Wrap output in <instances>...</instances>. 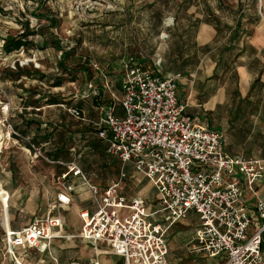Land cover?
<instances>
[{"label": "rangeland", "instance_id": "obj_1", "mask_svg": "<svg viewBox=\"0 0 264 264\" xmlns=\"http://www.w3.org/2000/svg\"><path fill=\"white\" fill-rule=\"evenodd\" d=\"M205 9L218 11L216 14L218 18H207L213 21L219 19L224 26V33L218 36V41L211 44V48H214L217 42H230L228 27H235L239 16L242 18L241 43H246L256 36L264 37V1L261 3L258 0H0V48L5 37L21 35L27 26L31 30L43 33L29 37V40L37 45L33 51L37 57L35 62H25L29 57L26 49L6 57L0 51V129L6 135L7 127L1 121L5 119L3 107L9 99L11 102L9 121L12 125H17L24 133L26 119L35 118L37 122L32 124L31 129L37 134L38 141L44 142L41 137L51 136L50 144L43 147L46 157L63 162L74 161L93 185L100 188L108 186L113 180L119 179L121 165L108 159L105 153V142L98 137L93 124L89 121L100 116V112L97 114L94 112L93 106L100 108V106L109 105L112 95L107 91L105 101L101 103L96 100V97H92L93 88L90 85L100 88L103 87L106 79L111 80L114 84L112 90L119 97L123 79L121 59L134 55L144 59L146 66L153 67L160 56L164 59L167 52L176 51L178 35L190 25L193 38L191 41L196 42L201 26L200 21L205 18L201 16L202 11H206ZM50 19L54 20L53 26H49ZM196 20H199L198 26L193 25L194 22L197 23ZM44 35L51 39L54 45L59 42L64 51L71 53L68 59L72 69L70 72L64 73L58 66L63 57L62 51L50 44L44 49L39 48ZM242 49L243 47L238 49L232 46L227 54H232L233 59L237 54H245ZM86 59L90 63L98 62L103 70L102 73L94 66L91 78L80 72L79 66ZM245 59L247 61V58ZM239 64L240 61H236L234 66ZM211 66L212 62L208 60L207 65L184 71L179 80V94L181 93V100L188 104L187 111L190 114L199 115L205 124H210L213 129L223 133L225 145L229 149L233 131L232 115L228 108L230 100L228 103L219 105L218 108L212 105L214 98L207 104H201V101L220 87H224L227 94L231 93L237 88L240 78H229V75H222L221 71L217 78H211L213 75ZM258 70L262 71V65L258 66ZM37 71L47 75L49 82L41 83L40 80L33 78ZM20 73L25 75L17 78ZM60 78L64 79L62 86H52ZM261 83L260 81L257 86L259 92L263 88ZM35 89L46 91L49 98L57 99V102L64 104L65 107L70 105L80 107L84 111L85 120L71 117L64 107L58 106L59 104L48 107L43 111V115L33 110L32 115L29 116V111L24 108L25 99L22 96L25 91ZM262 122V120L259 121L260 124ZM42 124L46 125L42 126ZM2 146L3 143H1L0 151ZM22 146L20 140L11 143L6 140L5 147L0 153V179L5 178L6 169L14 165L15 174L21 175L18 180L26 186L30 181L25 171L32 168V170H38L42 176L40 186H46L48 189L51 186L58 192V187L62 188V185L58 183L57 176L67 168L49 163L43 158L34 164L32 160L25 157ZM246 150L240 149L238 152L246 155ZM71 180L75 181L73 178ZM66 183L72 182L66 181ZM123 185V192L128 198H142L150 210L159 208L156 189L141 175L134 171L128 172ZM24 192L23 190L22 193ZM7 194V191L1 187L0 201H3L4 205L8 201ZM54 203L55 200H48L45 205L46 211L53 209L56 215L60 214L65 219L64 230L68 231V234L78 235L80 233L78 229L80 222L77 219L79 210L92 205V199L81 204L75 197L71 205L56 208ZM4 205L0 203V222ZM12 209L10 208V211ZM43 212L39 210L36 215H44ZM18 213L21 215H16L15 219L12 218L13 227L24 225L26 220L32 217L20 211ZM156 217L159 216L156 215ZM195 225L196 220L192 217L174 224L167 231L168 264H222L219 257L206 258L188 251L187 244L192 239ZM74 241L77 245L75 249L62 250L52 245L45 251L31 250L24 262L55 264L54 259L57 257L64 261L67 258L64 256L82 258L80 251L88 248L93 258L100 257L99 261L102 264L119 263L117 256H101L106 249H97L90 244L87 247L85 241L79 238H73L70 242L64 241L61 245L68 246Z\"/></svg>", "mask_w": 264, "mask_h": 264}, {"label": "built area", "instance_id": "obj_2", "mask_svg": "<svg viewBox=\"0 0 264 264\" xmlns=\"http://www.w3.org/2000/svg\"><path fill=\"white\" fill-rule=\"evenodd\" d=\"M22 51L25 49L16 52ZM28 56L25 62L36 61L35 53ZM161 63L158 58L151 69L134 56L121 60L123 79L118 102L122 114L116 105H105L94 122L107 154L121 165L119 179L103 188L93 185L76 162L50 160L41 145L20 134L9 121L11 102L6 96L5 119L1 122L7 127L8 142H25L31 160L44 158L67 168L58 177L62 189L54 208L71 204L76 186L66 181L73 174L87 186L93 209L80 211L82 227L78 235L64 233L65 219L53 209L33 218L19 231L6 228V254L0 249V264H18V247L45 251L56 238H79L94 246L103 242L122 258V264H168L167 231L192 217L196 225L187 244L191 254L219 257L222 264H264V199L259 191L264 180V158L226 152L220 130L186 113L179 95L181 74H164ZM93 66L100 69L98 63ZM59 105L71 117L85 120L84 111L77 106ZM129 166L156 189L159 208L150 210L142 198L130 199L124 194ZM54 262L80 264L76 260ZM89 264L100 263L93 258Z\"/></svg>", "mask_w": 264, "mask_h": 264}, {"label": "crops", "instance_id": "obj_3", "mask_svg": "<svg viewBox=\"0 0 264 264\" xmlns=\"http://www.w3.org/2000/svg\"><path fill=\"white\" fill-rule=\"evenodd\" d=\"M217 13L218 11L216 10L215 11L214 10L202 11L201 16H204L205 18L202 21H200L201 26L199 28V31L195 39L197 42L195 43L197 44V47H198L197 54L194 56L195 62L192 65L186 66L184 68V71H186L187 69L191 70L193 69V67L198 68L199 66H204V64L207 65L208 60H209V62H212L211 70H212L213 75L211 78H217L218 77L217 75H219L220 71L222 75H229V78L230 77L240 78V82L238 80L237 82L238 86L234 91L227 94L226 89L224 87H220L218 88V90H216V92L210 95L208 94L201 101V104H207L211 101L212 98H214V100L212 101V105L218 108L219 105H223L224 102L228 103L230 100L228 104L229 105L228 108L230 111L229 112L230 115H232L231 123H232L233 131L231 133V147L229 148L230 150L225 145L224 147L225 151L231 155H242L244 157L264 158V37L256 36L253 39L248 40V42L246 43L245 42L241 43L240 37L238 39H234V31L238 25L239 19L241 18L239 16L237 25L232 28L228 27V30H230L229 34L231 36L229 37L230 42L229 43L227 41L223 43L217 42L215 47L211 48V44L218 41V36L224 33V26L221 25L219 19L218 21L214 20L215 22L213 20L208 19L210 17L218 18L216 15ZM241 25H242V18H241ZM186 37L187 35L185 34L184 38ZM191 39H193L192 35H191ZM232 46L238 49L243 47L242 51H245V54L243 53L237 54L235 58L232 59V54H229V55L227 54L228 53L227 51ZM213 49H216V50L214 51ZM172 53H173V57H176L179 59L178 52L176 51H172V52L169 51L166 54L168 56ZM166 54L164 55V59L166 57ZM174 54L176 56H174ZM193 54H194V50H190V51L186 50L183 53V58H188ZM161 57L162 56H160V58ZM245 58H247V61ZM161 59H162V62L166 60V59L164 60L163 57ZM236 61H240V64L234 66V64H236ZM259 65H262V71L258 70ZM161 66H162V63H161ZM162 72H163V68H162ZM260 81L262 82L261 85L263 87L261 92L257 90V86L258 84H260ZM113 87H114V84L111 82V80L106 79L105 82L103 83V87H100V88H103V92L105 96H106L107 91L111 93L112 98L110 100V104L116 105L117 112L119 114H122V109L119 106V102H118V99L121 97V92H120V96L117 97L115 92L112 90ZM92 88L93 89L91 90V95L94 98L97 96L100 88H97L96 86ZM120 91H121V86H120ZM179 95H180V100H181V93ZM22 97L23 99H25V105H28L33 100L34 101L37 100L39 103L38 107H33L30 104L28 107H24L26 111H29V114H28L29 116L32 115L31 112L33 110H35L36 112H41L40 114L43 115L44 114L43 111H45L48 107L51 106L45 103V101L47 100L49 96L44 90L42 94L41 92H38L37 94H33V95L31 91L27 90L25 91V93H23ZM181 102L186 106V113L190 117L200 122L201 124H204L212 128L210 124H205L201 120V117L199 115L190 114L187 111L188 104L184 103L182 100ZM93 110L96 114L97 112H100V115H101V111L99 107L93 106ZM260 120L263 121L262 124L259 123ZM44 125L46 124H42V126ZM260 125L263 127L260 128L259 127ZM71 137H72V134H71ZM6 140H7L6 135L3 133V130L0 129V147H1V143H3L0 153L5 147ZM41 140H44V142L39 143V145H41L42 148L50 144V139H46V137H41ZM22 145H23L22 150L24 151L23 154L25 155V157L29 158L28 160L31 161L29 150H28V145L23 141H22ZM240 149L242 150L247 149L246 150L247 154L245 155L244 153L238 152ZM254 152H257V154H252ZM39 159L40 158L32 160V163L37 164L38 162H40ZM47 162L52 163L50 161H47ZM13 166L14 165H12V167L7 168L6 177L0 179V188L2 187V189L7 191L8 193L7 194L8 201L6 202V204L4 205L3 201H0L1 205H4L3 206L4 210L2 213L3 216L1 217V222H0V229L2 231L0 233L1 254H6V248H7V235H6L5 229L7 228L8 230H10L11 228L14 231H19L22 228H24L26 225H28L32 221L33 218L38 217V216L40 217L45 216L48 213L45 209L46 202L48 200L56 201L57 194L62 189L61 187H58V192H56L55 189H53L51 186L49 189L46 186H40L39 182H42V178H41L42 176L40 175V172H38V170L36 169L32 170V168H28L25 171V174L28 176V179L30 181L27 183L28 185L25 186L23 183H21L18 180L21 178V175L15 174L14 172L15 168ZM130 171L131 172L134 171L131 166L128 167V172ZM134 173L138 174L135 171ZM61 174H59L57 178ZM72 178L75 179V181L71 180ZM69 179L70 180H67V181L75 183L74 185L76 186V190L72 193V202H74L75 197L78 198L81 204H85L86 202H88V199L91 200L90 192L87 186L81 182L80 177H74L71 174ZM77 179L80 181H78ZM57 181L61 185V181L59 180ZM123 189H124V185H123ZM23 190L25 191L24 193H22ZM259 191H260L261 196L264 199V180L259 187ZM10 208H13L15 210L12 209L10 211ZM86 208L90 210L93 209V204L88 207L81 208L80 210L78 209L79 217L77 219L80 222L79 228H78L80 229V231L82 227L80 211ZM39 210L44 211L43 212L44 215H36L37 211ZM18 211H20L21 213H24V215L28 214L29 216H32V217L26 220V223L24 225H16V227H13L12 226L13 219L16 218V215L18 216L21 215L20 213H18ZM67 232L68 231L64 230V233H67ZM64 241L70 242V240H67L64 238H56L52 241L50 248L52 245L57 248L59 247L62 250H65V248L75 249L77 247L76 241L72 242L71 245L62 246L61 244H63ZM84 243H86L87 247L89 244L91 246H94L92 243H89L86 241ZM94 247H96L97 249H106V250H103V254H101V256L102 255L117 256L111 253L109 247L103 242H99ZM31 250L37 251V249L35 248L18 247L16 249V254L18 256V263L26 264L24 260L26 261V258H28L29 256V251ZM80 253L83 255L82 258L74 257V256H64V257H67L65 261L62 259H59L58 257H57L58 259L57 258L56 259L61 263L76 260L80 264H89V262L93 258L92 252H90V250L88 251V248H86L84 250H81ZM88 254L89 256L87 257ZM117 257L119 258L118 264H122V258L119 256ZM1 259L2 258H0V261ZM99 263L102 264L100 261ZM10 264H14V263L10 262Z\"/></svg>", "mask_w": 264, "mask_h": 264}, {"label": "trees", "instance_id": "obj_4", "mask_svg": "<svg viewBox=\"0 0 264 264\" xmlns=\"http://www.w3.org/2000/svg\"><path fill=\"white\" fill-rule=\"evenodd\" d=\"M196 22L193 23L194 26H198V22L199 20H196ZM215 21H218V20H215ZM54 24V20L53 19H50V25L49 26H53ZM192 25V26H193ZM241 18L239 19L238 21V25L234 31V39H238L240 37V32H241ZM36 34H43L39 31H34V30H31L29 29V26L26 27V30L24 33H22L21 35H18V36H7L5 37L3 40H4V43L3 45L1 46L0 48V51L2 53L3 56H9L11 55L12 53L20 50L21 48H24L26 50H28V55H31L33 51H35L36 49V44L34 43V41H30L29 40V37L30 36H34ZM187 35V39L184 38V35ZM43 39V42H42V45H40L39 48H45L47 47L49 44L51 46H55L58 50L62 51V58L61 60L59 61V67L62 69V71L64 73H67V72H70L72 69L71 67L69 66V63H68V59H69V56L71 55V53L67 50L64 51V48L60 45L59 42L55 43V45L52 43L51 39H48V37H46L45 35L42 37ZM191 25L187 28V29H184L183 32L181 34L178 35V39L176 40V52H178V55H179V59L176 58V57H173V53L168 55L166 54V57H165V61L162 62V68H163V73L164 74H167V73H173V74H183L184 73V68L188 65H192L195 60H194V56L197 54V44L194 42L192 43L191 41ZM193 48L194 50V54L191 55L190 57L188 58H183V53L187 50V51H190L191 49ZM38 51V49L36 50ZM128 56H134V55H128ZM126 57V56H125ZM135 58L138 59V61L143 64L144 66L145 65V60L142 59V58H138L137 56H134ZM124 58V57H123ZM122 58V59H123ZM121 59V60H122ZM121 62V61H120ZM94 63H98V62H92L90 63V61L88 59H86L83 63L80 64L79 66V71L86 74V76L88 78H91L93 72H92V67H93V64ZM99 65V63H98ZM146 67H150L151 69H153L154 67H151V66H146ZM97 71L101 72L102 73V69L100 67V69H96ZM25 73H20L17 77V78H20L22 76H24ZM33 78L35 79H38L42 82H49L48 80V76L45 75L44 73H41L39 71H37V73L35 75L32 76ZM63 81L64 79L60 78L58 79L57 81H55V83H53L52 86H55V87H59V86H62L63 84ZM180 86V85H179ZM32 92V95L33 94H37L38 92H43L42 89H35V90H29ZM96 100L97 101H100L101 103H104L105 101V94L103 92V88H100L99 89V92L96 96ZM46 104L48 105H53V104H59V102H57V99H53V98H47V100L45 101ZM31 106L33 107H38L39 103L38 101H32L31 103H29ZM28 105H24V107H28ZM110 105V104H109ZM100 106V105H99ZM80 108V107H78ZM101 108V106H100ZM81 109V108H80ZM26 110V109H25ZM82 110V109H81ZM83 111V110H82ZM100 117H98L97 119L95 120H92V121H89L90 123L93 124V127L94 129L96 130V126L94 125V122H96ZM27 122H26V130L24 131V133H22L19 129V127H17V125L13 124L14 128L22 135L24 136H30L32 141L36 144V145H39V142L41 141H38V138H37V134L36 133H33L34 131H32L31 129V126L32 124L36 123L37 122V119H26ZM39 122V121H38ZM97 132V130H96ZM40 134V133H39ZM46 139H51V137H46ZM51 141V140H50ZM106 147V145H105ZM105 153H106V156L108 157V159L110 160H113V161H116L114 160L113 158H111L107 152H106V149H105ZM54 160H59V159H54ZM118 162V161H116ZM119 163V162H118ZM88 178V177H87ZM89 179V178H88Z\"/></svg>", "mask_w": 264, "mask_h": 264}, {"label": "bare ground", "instance_id": "obj_5", "mask_svg": "<svg viewBox=\"0 0 264 264\" xmlns=\"http://www.w3.org/2000/svg\"><path fill=\"white\" fill-rule=\"evenodd\" d=\"M18 264H20V263H18Z\"/></svg>", "mask_w": 264, "mask_h": 264}]
</instances>
